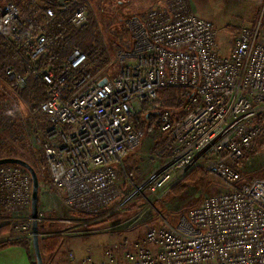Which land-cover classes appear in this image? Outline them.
Segmentation results:
<instances>
[{
    "label": "built area",
    "instance_id": "built-area-1",
    "mask_svg": "<svg viewBox=\"0 0 264 264\" xmlns=\"http://www.w3.org/2000/svg\"><path fill=\"white\" fill-rule=\"evenodd\" d=\"M186 0H163L126 19L127 46L106 73L100 49H67L70 29L88 24L83 0H0V39L45 88L38 111L46 120L43 156L49 185L66 205L92 215L116 197L123 159L143 136L139 107L163 87L186 89V104L160 112L169 159L142 185L151 192L202 168L228 189L188 208L136 240L105 247L102 257L77 264H264V178L246 180L238 163L264 129V41L242 27L228 55L217 46L213 23ZM22 87L26 76L4 65ZM105 83L98 85L102 78ZM31 179L13 164L0 165V208H30ZM30 218L18 229L28 234ZM73 256V254L71 253Z\"/></svg>",
    "mask_w": 264,
    "mask_h": 264
},
{
    "label": "rangeland",
    "instance_id": "rangeland-1",
    "mask_svg": "<svg viewBox=\"0 0 264 264\" xmlns=\"http://www.w3.org/2000/svg\"><path fill=\"white\" fill-rule=\"evenodd\" d=\"M15 1L24 7L25 0ZM83 1L87 3L90 14L85 30L92 24L91 36H87L83 42L89 48L101 50L107 63L105 71L113 75L117 69V49L130 43L126 19L144 13L150 5L163 0H150L148 3L145 0ZM186 3L191 11L213 23L217 32L218 50L222 55L231 52L242 27L252 28L257 37L264 41L260 31L264 24V0H186ZM17 91L0 75V158H21L37 173L39 243L47 236L58 234L61 237L53 252H41L42 259L47 260L46 264H77L76 261L86 255L101 258L104 248L110 244L124 239H140L148 229L160 227L165 222L175 225L179 215L188 208L200 204L207 196L228 189L217 176L196 167L172 186L160 191L151 192L141 188L170 157L163 149L167 134L160 130L156 122L150 123L149 118H146L150 112H157V98L139 107L137 121L140 124L142 122L143 136L139 145L123 159L124 166L119 173L117 194L113 202L92 215L72 209L64 203L62 191L52 188L48 183L43 156L46 120L39 113V106L33 108L18 96ZM144 106L147 107L145 117ZM196 169L206 174L200 172L203 177L191 179L189 176L184 180ZM238 169L246 180L264 178V129L245 150ZM179 184L184 189L174 193L173 188ZM0 211L23 216L14 218L11 214L6 221L1 220L0 225L8 223L11 226V231L1 236L11 232L15 234L10 238L24 235L22 233L25 232L16 227L28 222L30 208L21 211L0 208ZM30 232L26 235L35 262Z\"/></svg>",
    "mask_w": 264,
    "mask_h": 264
},
{
    "label": "trees",
    "instance_id": "trees-1",
    "mask_svg": "<svg viewBox=\"0 0 264 264\" xmlns=\"http://www.w3.org/2000/svg\"><path fill=\"white\" fill-rule=\"evenodd\" d=\"M91 33H92V24L88 26L87 30L70 29L66 35L67 49L64 51V53L66 54V52H68V48H70L72 45H76L84 51L92 50L94 47L89 48L83 42L87 36H91ZM103 62L106 63V60H104ZM29 64L30 63L28 59L26 60L21 59L18 53H15L13 50L6 47V45H4V43L0 39V75L6 78L3 72L4 65H11L17 72L24 74L26 78H25V84L22 87H17L10 80L8 79L6 80L8 81V83L13 85L14 88L18 89L17 91L18 96H20L25 102H27L29 105H32V107L34 108L36 105L39 106L45 100V88L43 85H41L40 81L33 75V73L29 71L30 70V67L28 66ZM185 95H186V89L182 87H179V88L178 87H163V88L158 89L157 90L158 105L155 111L159 113L150 112L146 118H149L148 120L150 123L156 122L160 128V112L170 111V110L171 111L173 110L181 111L187 102ZM146 109L147 107L144 106V109H143L144 117L146 116V113H145L147 112ZM141 124L140 123L136 124V127L141 128ZM15 166H18V165H15ZM20 168L23 171L27 172L24 168L22 167ZM196 170L193 171L194 173H191L190 175H188L184 180H186L189 176L191 179H196V177L198 176L203 177V175L206 174V172L204 173V171H200V169H196ZM200 172L203 175H201ZM183 189L184 187H182V184H179V186H176L175 188H173L172 191H174V193H179ZM10 231H11L10 224L4 223L0 225V237H1V234H5ZM60 240H61V237L58 234L44 237L40 241L41 252L43 254L53 252L58 247ZM28 241H29V237L24 236V235L14 237V238L0 239V249L6 246H9V245H21L29 249ZM29 257L32 260V264H35V262L32 259V255L30 251H29Z\"/></svg>",
    "mask_w": 264,
    "mask_h": 264
},
{
    "label": "water",
    "instance_id": "water-1",
    "mask_svg": "<svg viewBox=\"0 0 264 264\" xmlns=\"http://www.w3.org/2000/svg\"><path fill=\"white\" fill-rule=\"evenodd\" d=\"M106 78H102L98 85L105 83ZM4 164H15L24 168L30 175L31 178V198H30V220H31V243L33 254L35 257V264H43L40 243H39V231H38V200H39V179L34 168L27 163L25 160L18 157H2L0 158V165Z\"/></svg>",
    "mask_w": 264,
    "mask_h": 264
},
{
    "label": "crops",
    "instance_id": "crops-1",
    "mask_svg": "<svg viewBox=\"0 0 264 264\" xmlns=\"http://www.w3.org/2000/svg\"><path fill=\"white\" fill-rule=\"evenodd\" d=\"M147 1L149 2L150 0H145V3ZM260 31H261V35L264 36V24H262ZM11 214L14 218H17L19 216L21 218L23 217L21 214L18 215V213L13 214V213L5 212V211L4 212L0 211V221L1 220L6 221V219L9 218ZM14 234L15 233L11 232L8 235L1 236L0 239L13 237ZM22 234L25 235V233H22ZM46 261L47 260L43 259V264H46ZM0 264H32V260L29 257V249L21 245H9L4 248H1L0 249Z\"/></svg>",
    "mask_w": 264,
    "mask_h": 264
}]
</instances>
